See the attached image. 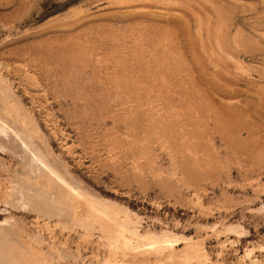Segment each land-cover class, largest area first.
<instances>
[{
  "label": "rangeland",
  "instance_id": "rangeland-1",
  "mask_svg": "<svg viewBox=\"0 0 264 264\" xmlns=\"http://www.w3.org/2000/svg\"><path fill=\"white\" fill-rule=\"evenodd\" d=\"M216 263L264 264V0H0V264Z\"/></svg>",
  "mask_w": 264,
  "mask_h": 264
},
{
  "label": "bare ground",
  "instance_id": "bare-ground-1",
  "mask_svg": "<svg viewBox=\"0 0 264 264\" xmlns=\"http://www.w3.org/2000/svg\"><path fill=\"white\" fill-rule=\"evenodd\" d=\"M38 159H39V158H38ZM162 238H163V237H162ZM160 241H161V240H160ZM170 245H171V244H170ZM150 247H151V246H150ZM195 251H197V250H194V252H195ZM199 252H200V251H199ZM171 258H172V256H171ZM173 258H175V257H173ZM27 260H28V259H27ZM30 263H31V262H30ZM216 264H217V263H216Z\"/></svg>",
  "mask_w": 264,
  "mask_h": 264
}]
</instances>
